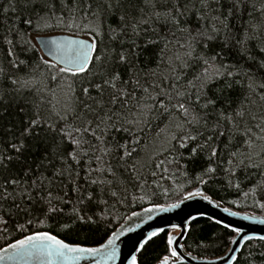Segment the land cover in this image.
<instances>
[{"label": "trees", "instance_id": "16d2710c", "mask_svg": "<svg viewBox=\"0 0 264 264\" xmlns=\"http://www.w3.org/2000/svg\"><path fill=\"white\" fill-rule=\"evenodd\" d=\"M45 3L48 8L42 10ZM235 4L237 0H0V151L14 157L6 168H0V248L35 231H49L73 244L96 246L130 213L178 201L200 185L205 193L232 208L264 213V100L260 98L264 88L259 87L264 84V0ZM76 5L88 13L87 19ZM165 12L179 23L156 18V13ZM38 16H51L47 20L50 26L40 22L37 27ZM29 19L32 24L25 22ZM90 28L99 35L94 36ZM59 32L95 40L98 48L93 55L101 59H92L89 70L76 77L60 73V66L45 59L34 41L38 34ZM207 35L215 38L208 40ZM120 53L128 57L126 62L119 61ZM212 57H216L215 67L223 64L235 72L232 66L236 65L241 72L210 79L200 90L197 103V89L189 82H196L204 61L212 63ZM246 70L250 77L244 74ZM113 72L120 73L117 89L121 94L107 86L103 93L90 86ZM84 87L89 88L87 95L82 92ZM178 91L190 96L203 117L198 127L188 130L202 134L200 143L213 136L211 144L219 155L210 165L207 151L196 156L189 149L165 151L178 147L171 137L181 134L175 123H182L183 117L174 109L170 117L156 102L167 103L164 93L175 96ZM113 95L115 103L111 102ZM209 99L215 103L201 107ZM70 102H75V113L65 111ZM237 112L243 115L237 116ZM107 116L112 118L108 126L101 124L97 129L99 118ZM32 118L40 119V127L35 129L38 139L29 140L27 149L16 157L11 145ZM82 127L90 130L81 134L86 143L77 149L72 139L80 136L73 133L69 138L64 130ZM10 128L12 133L7 131ZM125 144L135 151L121 159L124 150L119 145ZM74 150L79 163L64 159V154ZM232 152L251 155L252 163L259 167L239 166L237 161L244 157L232 158ZM69 165L71 174L65 171ZM208 166L215 172L205 175ZM61 171L63 175L58 174ZM12 179L19 183L12 184ZM92 180L98 183L92 184ZM77 186L96 196L84 213L91 220L79 221L71 215ZM48 192L63 197L64 203L53 200L62 211L44 214L48 206L41 198ZM171 231L145 244L139 264H156L171 255L167 244ZM234 235L212 219L199 218L191 224L185 247L199 256L215 257L229 248ZM234 264H264V241H249Z\"/></svg>", "mask_w": 264, "mask_h": 264}, {"label": "snow or ice", "instance_id": "6c2138e0", "mask_svg": "<svg viewBox=\"0 0 264 264\" xmlns=\"http://www.w3.org/2000/svg\"><path fill=\"white\" fill-rule=\"evenodd\" d=\"M242 2V0H237V4L234 5V7H238L239 4ZM64 7H67V5H63ZM90 5L88 6L90 10ZM108 8H111V4H108ZM48 4L45 3L43 5L42 10L47 9ZM76 9L83 12V19H87L88 13L83 10V8L80 5H76ZM93 16L96 15V13H92ZM156 18L160 19L163 18L165 21L172 20L173 23H179V21L176 19V17L172 13L165 12L163 14L156 13ZM51 19V16L44 17V16H38L37 18V27L40 26V22H43L44 27H49L50 25L47 23V20ZM123 20V17H121ZM28 24H32V20L29 19L25 21ZM61 22H63V18H61ZM223 24V22H221ZM102 27V25L100 26ZM224 28H227V24H223ZM89 31L94 35H99V32L96 29L90 28ZM213 33H218L219 29L213 28ZM200 36H204V33H200ZM208 40L214 39L215 37L213 35H207L205 37ZM9 44L12 43V41H8ZM238 43H240L238 41ZM44 47L48 50L49 54H56L59 57V60L66 65L65 67H60L59 71L60 73H63L65 75H71L72 77H76L80 75L81 73H86L89 70V64L92 59H95L99 61L101 57L99 55H93L98 48V45L95 40L89 42V41H83V40H72L68 42H57V41H45ZM261 52H264V48H261ZM8 55H13V52L11 49L8 51ZM119 61L126 62L128 60V57L124 53H120L118 56ZM251 59V57H250ZM216 60V57H212L210 63L208 60L204 61L205 67L201 71V73L195 78L196 82H189V84L196 88V101L197 103L200 101L201 92L200 90L203 89L210 79H214L217 77H234L235 75H239L241 72V69L233 65L232 68H235V72L229 68L227 65L221 64L220 68H217L214 66V62ZM20 63H23L21 61ZM46 65L49 67H55L54 64H49L47 60L44 61ZM261 67H264V64H261ZM221 68L225 69V71H221ZM246 76H251L250 71L246 70L244 72ZM53 79H56L53 77ZM117 81H120V73L113 72L107 79H102L100 83H92L90 82V86L98 90L99 92L103 93L105 86L110 87L114 90H116L117 94H121V90L117 89ZM13 83H16V81H13ZM228 87H231V84L227 85ZM70 90H71V86ZM253 87L252 84L249 85V88L251 89ZM260 88H264V84L259 85ZM145 91H147L145 89ZM83 94L87 95L89 93V88L84 87L82 88ZM126 95V94H125ZM165 100H159L156 103L159 104L160 108L163 109L165 113H168V115L171 117L172 110H176L179 112L183 117L182 123H175L176 130L181 133L180 135H173L171 137V140H175L177 142L178 147L171 146L169 148H166L165 151L169 152H177L179 149H189L190 154L192 156L198 155L200 152L207 151L208 153V160L209 165L211 164V160L214 157H217L219 155L218 149L215 146H212L211 141L213 140V136L209 135L207 139L200 143L199 139L202 135L199 133V131L196 132V134H193L192 131L188 130L193 127H198L203 120V117L200 115L199 112L196 111L195 105L192 104L190 96L185 92H176L175 96L169 95L168 93H164ZM262 100H264V95H261L260 97ZM175 99L176 103L172 104V100ZM71 100V98H70ZM112 103L116 102V96L113 95L112 97ZM215 100L209 99L207 102L201 107H207L210 104H214ZM85 108H88V105H84ZM65 111H71L75 113V102H70ZM89 111L91 109L89 108ZM60 119H64L63 116H60L59 113H57ZM237 116L243 115L241 112L236 113ZM37 117H39V113H37ZM3 118V115L0 114V119ZM112 118L110 116L107 117H100L99 122L97 123V129L100 128L101 124H105L106 127L107 121H110ZM228 119H231L228 117ZM86 124L90 125L91 121H85ZM111 127H115V124H111ZM206 126V123H205ZM40 127V119L38 118H32L29 119L26 126L22 128L19 134V138L15 143L11 145V148L15 151L16 157H19L28 147V141L33 139H38L39 134L35 132V129ZM52 125H49V128H51ZM123 127V125H122ZM90 129L88 127H82V128H74L72 132H69L67 129L64 130V134H66L69 138L73 136V133L80 136L79 140L72 139V143L77 144V149H79L80 145L82 143H86V141L82 138V133H87ZM9 133L13 132V129H7ZM261 131H264V128H261ZM213 132H215V129H213ZM250 133V129L246 130V134ZM92 134L95 135V131H92ZM223 135V133H220ZM97 139H101V137H96ZM170 143V142H169ZM248 144V142H245ZM249 147H251L250 144H248ZM119 147L123 148V156L121 159H124L125 157H131L133 151L135 149H132L131 151L128 148V145H119ZM242 156L244 158L239 159L237 161V164L239 166L247 167L249 164L253 167H259V165L252 163V156H244L242 153L232 152L231 157L235 158L237 156ZM71 158L73 161L77 160V152L74 150L73 152H67L64 154V159L67 160V158ZM230 158L228 163L232 164L233 159ZM14 159L12 156L6 155L3 151H0V168H6L9 163ZM99 159V158H97ZM139 163V160L135 161L133 163V170H136V166ZM159 166V165H157ZM110 170V169H109ZM68 171L69 174H71V165L68 166V168L65 170ZM96 171H99L98 169ZM215 169L211 166H208L204 174H211L214 173ZM59 175H63L64 171H61L58 173ZM202 181V177H201ZM12 184H18L19 181L17 179L11 180ZM92 184H97V180H92ZM101 184L104 183H111V182H104L101 181ZM33 186H35V182H33ZM73 191L76 193L75 201H73V207H72V217H74L76 220L79 221H85V220H91V216H87L84 213H86L89 209V206L96 200V196L92 191H89L88 189H82L81 187L77 186ZM199 191L197 192H189L185 199L191 198L193 196L199 195ZM112 196H115L116 193L112 192ZM44 200V202L47 204V211L44 213L45 215L47 213L51 212H58L62 211V209H58L53 205V200L55 199L58 203H64L63 197H53L51 192L47 193V197L41 198ZM204 199H209L207 196L204 197ZM106 203V201H105ZM179 207L178 204H172L168 207H164L160 204H153L152 206L145 208L143 211L146 215L149 216V219L151 218V213L154 211L159 212H167L170 209ZM264 207V205H262ZM224 212H229L228 208L223 209ZM231 215L235 216L238 215V213H230ZM133 216H139V213H133ZM195 216H190V219H195ZM219 223V221H217ZM40 223H43V221H40ZM67 227V225H65ZM173 227H176L173 225ZM225 228H230L231 226L228 224L224 225ZM232 231L236 232L238 235L241 232V229L239 228H232ZM125 231H132L129 227H124L120 230L119 233L112 232L111 235L108 237L106 244H102L99 247H85L81 246L79 244H73V243H67L65 240L58 238L57 235H54L50 233L49 231H35L32 232L29 235L24 236L22 239L15 240L14 243H9L7 245V248H0V253H6V255H0V260H25L28 258H38L42 259L47 262V264H72V262L79 261L80 259L87 258V257H95L98 254L102 256L106 260H114L117 255V245L116 241L119 239V236L123 235ZM164 229L160 228L155 231H152L147 234L146 238L141 240L138 244V247L136 248V251L139 252L141 249L144 248L145 244L150 240L152 237L157 236L160 232H163ZM245 240L249 239H256V237H244ZM259 240L264 241V236L258 237ZM167 244L169 245V250L171 253V257L179 258V254L176 251L173 245V238L171 236L168 237ZM232 251H235L233 249ZM169 256H165L163 260L161 261V264H169L170 258ZM231 260H236L235 256L231 257ZM96 264H100V261L97 260ZM129 264H138L136 255H132L131 260L129 261ZM231 264V261H230Z\"/></svg>", "mask_w": 264, "mask_h": 264}, {"label": "water", "instance_id": "95a60500", "mask_svg": "<svg viewBox=\"0 0 264 264\" xmlns=\"http://www.w3.org/2000/svg\"><path fill=\"white\" fill-rule=\"evenodd\" d=\"M72 40H83L89 42L93 41L90 37L70 34L67 32L38 34L34 37V41L40 49L44 58L60 67H65L66 65H64L59 60L58 55L49 54L48 50L44 47V42H68ZM197 191H199L200 193L197 196L185 199V197L187 196L186 194L184 198L178 201L169 204H160L164 207H168L172 204H178L179 207L170 209L167 212L154 211L151 213L150 219L143 210L152 205L146 206L130 213L125 218V220L121 224H119L118 227L113 231L119 233L120 230L124 227H129L132 229V231H125L124 234L119 236V239L116 241L117 255L114 260H106L98 254L95 257H87L80 259L79 261L72 262V264H96L97 260L100 261V264H129L132 255H136L137 262L139 264L138 255L142 250L141 249L139 252L136 251L139 242L145 239L148 233L160 228H163L164 231L172 230L169 233V236L173 238L172 247H174L179 254V258L171 257V255H169V257H171L169 260V264H230V261L231 264H234L237 261L243 248L249 241L259 240L258 237L264 236V213H255L252 211H243L232 208L215 199L211 195L205 193L201 185L190 192ZM205 196H207L209 199H204ZM224 208H228L229 212H224ZM233 212L238 213V215H231L230 213ZM133 213H139V216H133ZM190 216H195L196 218L193 220L190 219ZM199 218H209L216 222L219 221V224L223 226L225 224H228L231 226L230 229L239 228L241 229V232L239 235L234 232L235 235L230 243V246L223 254L215 257L199 256L197 254H194L193 252L188 251L185 247V239L190 230L191 224L193 223V221ZM173 225H175L176 227H173ZM161 233L162 232H160L159 234ZM246 236L256 237V239L245 240L244 237ZM58 238L60 237L58 236ZM107 239L99 245L85 247H99L102 244H106ZM14 242L15 241L11 243ZM7 245L3 246L2 248H7ZM233 249H235V251H232ZM0 255H6V253H0ZM232 256H235L236 260H231ZM162 260L163 258L156 264H161ZM0 264H47V262L38 258H28L25 260L17 259L14 261H9L7 259L0 260Z\"/></svg>", "mask_w": 264, "mask_h": 264}, {"label": "bare ground", "instance_id": "6f19581e", "mask_svg": "<svg viewBox=\"0 0 264 264\" xmlns=\"http://www.w3.org/2000/svg\"><path fill=\"white\" fill-rule=\"evenodd\" d=\"M125 220V219H124ZM122 223V222H121Z\"/></svg>", "mask_w": 264, "mask_h": 264}]
</instances>
